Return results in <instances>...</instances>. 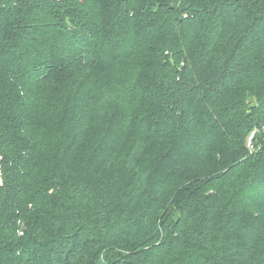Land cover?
Instances as JSON below:
<instances>
[{
    "label": "trees",
    "instance_id": "1",
    "mask_svg": "<svg viewBox=\"0 0 264 264\" xmlns=\"http://www.w3.org/2000/svg\"><path fill=\"white\" fill-rule=\"evenodd\" d=\"M0 180V264H264V0H0Z\"/></svg>",
    "mask_w": 264,
    "mask_h": 264
},
{
    "label": "rangeland",
    "instance_id": "2",
    "mask_svg": "<svg viewBox=\"0 0 264 264\" xmlns=\"http://www.w3.org/2000/svg\"><path fill=\"white\" fill-rule=\"evenodd\" d=\"M251 141H254V140L252 139ZM249 142H250V140H249ZM0 182H1V180H0Z\"/></svg>",
    "mask_w": 264,
    "mask_h": 264
}]
</instances>
